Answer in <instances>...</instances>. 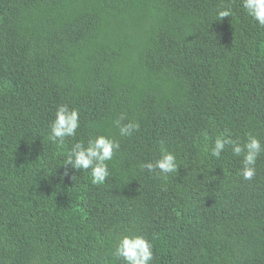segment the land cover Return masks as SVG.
I'll return each mask as SVG.
<instances>
[{
    "label": "trees",
    "instance_id": "obj_1",
    "mask_svg": "<svg viewBox=\"0 0 264 264\" xmlns=\"http://www.w3.org/2000/svg\"><path fill=\"white\" fill-rule=\"evenodd\" d=\"M60 104L80 114L63 145ZM225 129L264 145V27L241 0H0V264H123L125 232L152 242L150 264H264V151L244 180L230 146L211 156ZM98 134L120 142L106 181L64 175ZM162 146L166 180L138 166Z\"/></svg>",
    "mask_w": 264,
    "mask_h": 264
},
{
    "label": "clouds",
    "instance_id": "obj_2",
    "mask_svg": "<svg viewBox=\"0 0 264 264\" xmlns=\"http://www.w3.org/2000/svg\"><path fill=\"white\" fill-rule=\"evenodd\" d=\"M242 8L246 14L264 27V0H241ZM217 19L232 17L230 8L217 10ZM79 110L70 108L67 104H60L56 107L54 118L51 120L50 135L48 139L58 145H63L66 138L75 137L79 128ZM121 137L130 136L139 129L137 121L127 120L125 114H121L114 122ZM226 146L231 147V152L236 157H242L241 168L238 172L244 180L251 181L256 175V161L264 151V145L260 139L251 134H246V139L241 142L239 139H231V132L225 129L223 134L217 135L210 147L211 156L220 158ZM120 148V142L111 136L98 134L89 136L87 141H76L67 151L64 162V175L68 174L69 167L75 171L91 170V183L93 185L103 184L109 176L108 161ZM141 170L159 175L167 179L171 173L178 171L179 165L175 153L165 147H161V154L154 161L141 162ZM112 255L117 261L123 264H150L153 259V244L141 233H123L118 241L114 243Z\"/></svg>",
    "mask_w": 264,
    "mask_h": 264
}]
</instances>
